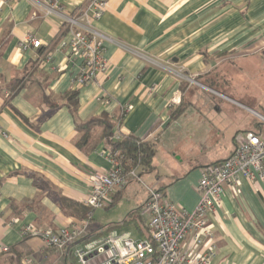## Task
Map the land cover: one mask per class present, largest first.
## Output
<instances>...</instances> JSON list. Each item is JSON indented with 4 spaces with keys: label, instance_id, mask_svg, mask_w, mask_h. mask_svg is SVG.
<instances>
[{
    "label": "crops",
    "instance_id": "0c3cea01",
    "mask_svg": "<svg viewBox=\"0 0 264 264\" xmlns=\"http://www.w3.org/2000/svg\"><path fill=\"white\" fill-rule=\"evenodd\" d=\"M88 1L62 0L60 11L71 15ZM90 27L107 37V67L93 82L76 86L81 60L61 45L70 34L60 17L45 16L33 0H0V246L9 248L0 251V264L25 256L33 264H74L70 253L23 237L20 230L25 224L57 229L84 218L90 172L110 164L101 155L102 128L92 127L78 146L82 134L75 121L104 115L115 121L120 136L155 142L147 185L188 210L198 201L201 169L226 159L235 139L249 130L245 109L254 111L223 93L234 62L253 60L264 50V0H106ZM28 35L41 46L21 48ZM135 52L181 69L198 84L181 86L170 71ZM71 91H77L74 114L63 100ZM184 139L191 142L188 149L179 146ZM126 193L136 199L129 212L145 202L146 191L134 180L111 194L108 207ZM205 223L212 236L193 250L213 245L210 264H264V181L226 185ZM89 224V234L106 228Z\"/></svg>",
    "mask_w": 264,
    "mask_h": 264
},
{
    "label": "built area",
    "instance_id": "2783aa9c",
    "mask_svg": "<svg viewBox=\"0 0 264 264\" xmlns=\"http://www.w3.org/2000/svg\"><path fill=\"white\" fill-rule=\"evenodd\" d=\"M62 0H33L45 16L58 15L68 28L70 38L63 41L72 54L80 58L76 86L93 82L107 64L102 56L103 41L106 36L90 27L91 20H98L106 0H89L84 9L71 15L60 11ZM21 48H37L41 41L30 35L20 42ZM123 48L127 49L122 45ZM129 50V49H128ZM134 52L133 50H129ZM142 58L154 65L170 71L180 81H192L181 69L170 65L158 64L141 54ZM127 108H123L124 116ZM123 118V117H122ZM121 119H116L119 126ZM115 137H120L118 130ZM101 155L109 161L106 171L94 170L89 175V193L84 205L90 209L87 216L69 226L57 229L38 228L31 224L21 227L23 237H37L43 245L62 252L70 253L74 264H210L215 255L214 246L194 251L193 246H201L212 232L205 223L206 215L220 206L221 196L226 185L236 186L242 180L264 181V119L258 130H245L236 139L231 154L224 160L204 166L196 184L198 201L192 210L167 199L160 189L146 185L137 169L116 158V152L103 150ZM138 181L146 191V199L141 206L140 215L146 218V236L132 238L107 233L101 237L84 240L89 234L88 224L92 210L106 208L111 204L110 196L125 188L131 181ZM188 237L187 247L182 249L181 242ZM83 244L75 245L78 240ZM1 252H8L7 246H0ZM24 264H32L25 256Z\"/></svg>",
    "mask_w": 264,
    "mask_h": 264
},
{
    "label": "rangeland",
    "instance_id": "374dc122",
    "mask_svg": "<svg viewBox=\"0 0 264 264\" xmlns=\"http://www.w3.org/2000/svg\"><path fill=\"white\" fill-rule=\"evenodd\" d=\"M252 59L253 60L234 62L235 69L228 77H226V92L224 91L223 93L226 97L233 98L236 101H243L246 103V105H244L247 108L254 111V113H252L245 109V116L249 130H255V123H261V118L257 114L264 116V50L259 52V55ZM192 79L193 78H191V80ZM192 82L187 81L189 85L198 84V82L194 79ZM229 90L232 91L229 92ZM214 95L220 97L222 100H228L227 98L221 97L215 93ZM188 96L189 94L186 95V98ZM228 111H230V109H228L227 112ZM188 119H190V117ZM181 122L184 123L185 121L183 120ZM190 143L187 144L184 139L179 146L188 149ZM159 157L161 158V153H159ZM146 174L149 175L153 173L150 172L141 175L142 181L147 185L148 180L146 179ZM135 200V198H129V193H126V195H121L120 198L115 200L110 207L93 209L89 228L97 230L111 222L121 220L132 208L135 207ZM142 219L144 220V223H146V218L142 217ZM107 233H111L116 236H130L132 238L135 236L133 224L129 222L124 223V225L114 227ZM107 233H104L101 236L104 237ZM8 262L9 261H7V264H9ZM14 264H24V262L20 259H16ZM39 264H43V261Z\"/></svg>",
    "mask_w": 264,
    "mask_h": 264
},
{
    "label": "trees",
    "instance_id": "16d2710c",
    "mask_svg": "<svg viewBox=\"0 0 264 264\" xmlns=\"http://www.w3.org/2000/svg\"><path fill=\"white\" fill-rule=\"evenodd\" d=\"M39 48V47H37ZM198 81V79H194ZM181 86L187 84L186 81H181ZM15 90V86L12 91ZM46 101H49L47 96H44ZM64 103L69 107L71 112L74 114L77 107V91H71L66 93L63 96ZM52 107H56V104L52 105ZM182 111L180 107L176 113L177 116ZM174 115V111L171 112V117L176 118ZM123 115L120 114L116 119L122 120ZM256 129L258 130L260 123H255ZM100 126L102 128V140L105 144V149L110 152H116V158L120 159L123 163L127 164V166H131L137 169L138 175H143L145 173H150L154 169L153 158L155 155V142L148 140H141L133 135H122L118 138L115 137V121L111 120V118L107 116H100L96 118H92L85 122L75 121V129L77 132L81 133L79 141L77 145L80 146L83 142L88 139V133L92 127ZM113 204V203H112ZM141 206L132 210L127 214V216L120 222L114 224L106 225V228L103 230H97L91 234L85 236L84 240H91L100 237L102 234L109 232L112 228L117 227L119 225H124V223H132L137 234L140 237L146 236V223L142 219L140 215ZM89 208H84L83 213L84 217L87 216Z\"/></svg>",
    "mask_w": 264,
    "mask_h": 264
},
{
    "label": "water",
    "instance_id": "95a60500",
    "mask_svg": "<svg viewBox=\"0 0 264 264\" xmlns=\"http://www.w3.org/2000/svg\"><path fill=\"white\" fill-rule=\"evenodd\" d=\"M257 114V113H256ZM261 119H264V116H261V115H259V114H257Z\"/></svg>",
    "mask_w": 264,
    "mask_h": 264
}]
</instances>
